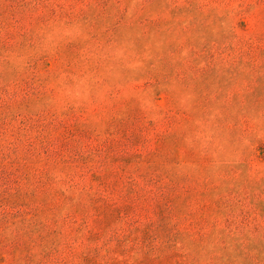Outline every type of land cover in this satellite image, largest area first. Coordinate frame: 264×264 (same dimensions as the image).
Wrapping results in <instances>:
<instances>
[{
    "label": "rangeland",
    "instance_id": "rangeland-1",
    "mask_svg": "<svg viewBox=\"0 0 264 264\" xmlns=\"http://www.w3.org/2000/svg\"><path fill=\"white\" fill-rule=\"evenodd\" d=\"M0 264H264V0H0Z\"/></svg>",
    "mask_w": 264,
    "mask_h": 264
}]
</instances>
